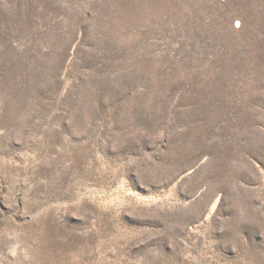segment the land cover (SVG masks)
<instances>
[{
  "label": "rangeland",
  "instance_id": "1",
  "mask_svg": "<svg viewBox=\"0 0 264 264\" xmlns=\"http://www.w3.org/2000/svg\"><path fill=\"white\" fill-rule=\"evenodd\" d=\"M0 264H264V0H0Z\"/></svg>",
  "mask_w": 264,
  "mask_h": 264
}]
</instances>
